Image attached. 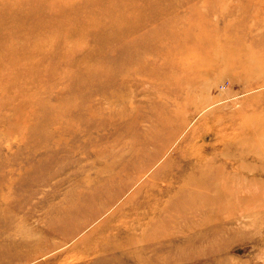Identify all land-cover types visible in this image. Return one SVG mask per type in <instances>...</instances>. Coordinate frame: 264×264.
<instances>
[{
	"label": "rangeland",
	"instance_id": "1",
	"mask_svg": "<svg viewBox=\"0 0 264 264\" xmlns=\"http://www.w3.org/2000/svg\"><path fill=\"white\" fill-rule=\"evenodd\" d=\"M8 245L9 264H264V0H0Z\"/></svg>",
	"mask_w": 264,
	"mask_h": 264
},
{
	"label": "bare ground",
	"instance_id": "2",
	"mask_svg": "<svg viewBox=\"0 0 264 264\" xmlns=\"http://www.w3.org/2000/svg\"><path fill=\"white\" fill-rule=\"evenodd\" d=\"M58 13V12H57ZM56 13V14H57ZM43 18H41L40 20H42ZM53 20H58V15L57 16H55V17H53L52 18ZM47 27H49V26H47ZM54 27V26H53ZM53 27H51L50 29H53ZM55 31V30H54ZM103 32H105V30L103 31ZM177 133H178V131H177ZM162 218V217H161ZM160 218V219H161ZM154 227H155V225H151L148 229H147V233L146 234H143L142 235V237H141V240H139V241H137L136 243H138V242H140V244H142V245H144V244H147V243H149L150 241H151V239L150 238H148L147 237V240H146V242H145V237L154 229ZM72 235H70V234H64V235H62V237H63V239L64 240H68V239H71L72 237H71ZM65 237V238H64ZM34 240V238L33 239H31V238H28V241L30 242V243H33L32 241ZM131 242V238L129 237L128 239H127V241H126V243L129 245V243ZM117 246H119V248H123V247H125L124 246V243L123 242H118L117 243ZM4 248H5V246L0 250V264H9V262H11L12 261V259L13 258H15V256H16V253H14V252H12L11 250H10V246L8 245V248H9V250H4ZM25 250H28V249H25ZM23 250H20L19 252H18V250H17V252L20 254L21 252H22ZM120 251V250H119ZM24 255V254H23ZM25 255H27V257L25 258V261H31V260H33L35 257H37V255H35V256H31L30 257V255L28 254V251L26 252V254Z\"/></svg>",
	"mask_w": 264,
	"mask_h": 264
}]
</instances>
